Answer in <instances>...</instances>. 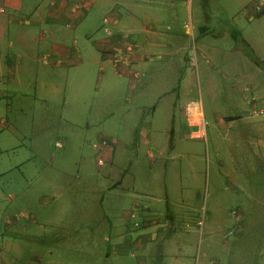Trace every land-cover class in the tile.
I'll list each match as a JSON object with an SVG mask.
<instances>
[{"label": "rangeland", "instance_id": "1", "mask_svg": "<svg viewBox=\"0 0 264 264\" xmlns=\"http://www.w3.org/2000/svg\"><path fill=\"white\" fill-rule=\"evenodd\" d=\"M149 1L168 25L187 24L175 41L189 52L185 81L160 71L110 93L92 44L103 37L96 4L87 37L53 35L78 41L84 75L0 76V264H264V11L251 0ZM188 102L201 107L202 139ZM101 140L109 158L97 166Z\"/></svg>", "mask_w": 264, "mask_h": 264}, {"label": "crops", "instance_id": "2", "mask_svg": "<svg viewBox=\"0 0 264 264\" xmlns=\"http://www.w3.org/2000/svg\"><path fill=\"white\" fill-rule=\"evenodd\" d=\"M45 1L35 0L32 4V0H0V8L3 9V12H0V76L4 73L13 77L20 73L37 71L57 73L65 70L67 73L84 75L89 63L84 61L80 49L76 47L78 41L73 40L71 48L54 41L53 35L58 33V30L64 32L66 29L74 28L87 33L85 34L87 37L91 34L87 21L91 20L96 4L100 10L105 11V16L101 19L103 37L97 38L92 44L100 55V59H97L95 63L98 62L99 71L104 73L110 93L126 88L128 95L142 88V80L148 75L156 76L160 71L169 73L171 77H174L176 72L182 71L180 82L185 81L186 71L183 68V62L188 60L189 52H185L187 48H184L183 44L176 45L175 41L183 33H188L185 30L187 24H182L181 28H173L172 24L168 25L165 23L168 21L165 13L158 8L151 9L147 6L152 4L149 0H128L126 7L116 4L115 8L109 10H107L109 0H51L47 6H44ZM119 7L125 9V14L117 12ZM169 14L172 16L173 12L169 11ZM163 29L167 33H172L164 35ZM179 29H182L181 32ZM206 30L205 26L198 29L201 33L200 37L204 38L207 35ZM221 32L220 36L224 37V29ZM196 45L197 41L193 47L194 53L196 54L197 51L203 56V51H200L201 46ZM36 52L39 53L36 55ZM212 52L214 53V49ZM13 54L15 60L11 61L9 57ZM112 56L120 57L117 64L113 63ZM5 62L11 64L9 69L6 68ZM108 65H112L113 72L107 71ZM157 79L162 81L159 76ZM108 81L110 84L107 83ZM178 88L180 93L182 90L180 84ZM254 89L252 86V93ZM173 91L174 89L163 90L159 97ZM245 91L250 92L248 88H245ZM251 100L254 102L253 98ZM149 113L154 118L156 108L151 107ZM125 118L129 119V114H126ZM174 121L175 117H172L171 125ZM138 136L140 138V135ZM106 147L100 149L102 155L100 153L99 156L102 159L105 156L109 158ZM147 157L152 158L150 154H147ZM131 215L133 216L130 213L129 218ZM134 225L138 226L137 223ZM136 249L139 253L141 250H147V248L140 250L138 247ZM117 251L118 249L114 252ZM178 256L183 258L185 254Z\"/></svg>", "mask_w": 264, "mask_h": 264}, {"label": "built area", "instance_id": "3", "mask_svg": "<svg viewBox=\"0 0 264 264\" xmlns=\"http://www.w3.org/2000/svg\"><path fill=\"white\" fill-rule=\"evenodd\" d=\"M250 9L255 13V14H260L262 11H264V0H251L250 3ZM0 12H3V9L0 8ZM113 63L117 64L119 62V59L116 56H113L112 58ZM185 112L189 116V121L191 126L198 128L197 132H195L192 136L194 137H199L202 139L205 136L204 133V126L205 122L203 119V113L201 110V107L196 104V103H187L185 107ZM259 115H263V113L260 111L258 113ZM55 148H61L59 143L54 144ZM107 146L105 141H100L93 145L94 149L100 151V149L104 148ZM96 165L101 166L102 165V159L100 156L96 158Z\"/></svg>", "mask_w": 264, "mask_h": 264}]
</instances>
